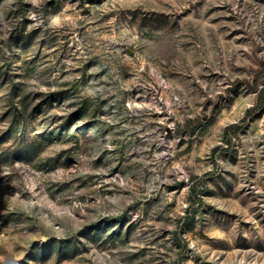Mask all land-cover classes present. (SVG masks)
<instances>
[{
  "label": "rangeland",
  "instance_id": "374dc122",
  "mask_svg": "<svg viewBox=\"0 0 264 264\" xmlns=\"http://www.w3.org/2000/svg\"><path fill=\"white\" fill-rule=\"evenodd\" d=\"M0 264H264V0H0Z\"/></svg>",
  "mask_w": 264,
  "mask_h": 264
}]
</instances>
